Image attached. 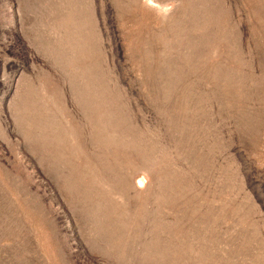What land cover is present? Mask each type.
I'll list each match as a JSON object with an SVG mask.
<instances>
[{
	"label": "rangeland",
	"instance_id": "rangeland-1",
	"mask_svg": "<svg viewBox=\"0 0 264 264\" xmlns=\"http://www.w3.org/2000/svg\"><path fill=\"white\" fill-rule=\"evenodd\" d=\"M0 264H264V0H0Z\"/></svg>",
	"mask_w": 264,
	"mask_h": 264
}]
</instances>
